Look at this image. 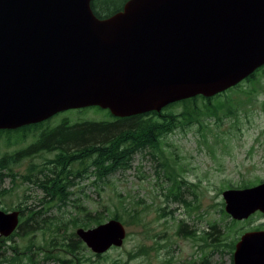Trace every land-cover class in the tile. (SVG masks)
Segmentation results:
<instances>
[{
    "label": "water",
    "instance_id": "1",
    "mask_svg": "<svg viewBox=\"0 0 264 264\" xmlns=\"http://www.w3.org/2000/svg\"><path fill=\"white\" fill-rule=\"evenodd\" d=\"M93 0H0V130L88 107L115 117L227 91L264 66V0H128L99 17ZM243 221L264 213V181L222 193ZM20 211L0 208V236ZM76 234L95 254L121 247L115 218ZM234 264H264V231L245 232Z\"/></svg>",
    "mask_w": 264,
    "mask_h": 264
},
{
    "label": "rangeland",
    "instance_id": "2",
    "mask_svg": "<svg viewBox=\"0 0 264 264\" xmlns=\"http://www.w3.org/2000/svg\"><path fill=\"white\" fill-rule=\"evenodd\" d=\"M126 1L93 0L92 4L102 6L105 9L103 12L108 14L121 9ZM253 87L247 82L242 84L244 90ZM255 88L251 95L243 91L233 95L235 104L240 102L237 116L224 117L221 121L215 116H207L203 118L205 127L202 130H199V124L194 123L164 138L162 150L169 168H158V160L147 150L133 157L130 168L116 172L105 182L94 184L95 176L77 180V184L71 187L74 203L86 206L95 216L101 212L105 222L111 219L117 206L120 207L127 237L121 247H113L101 256L86 246L78 254L81 262L73 256L69 257L73 264H205V261L209 264H234L231 242L236 244L243 233L264 225V214L256 213L230 230L228 224L232 218L221 211L225 209L224 190L241 188L239 186L244 182L257 185L264 181L262 73L257 76ZM234 90L231 88L226 94ZM181 109L178 106L173 110L179 112ZM66 117L73 122L112 119L107 109L94 106L81 113L77 109L61 113L53 117L51 123H58ZM17 137L18 134H13L12 141ZM31 141L32 137L26 144ZM20 147L21 144H9L4 136L0 139V157ZM51 155L42 153L25 159L14 167L15 173L24 174L31 162L41 163L45 156ZM168 170H173L171 178L187 182L182 183L181 190L183 198L191 202V207L166 197L171 185L167 179ZM11 178L5 177L1 185V190L6 192L0 196V208L12 211L19 205L34 207L36 211L42 209L50 219L60 216L67 221L71 214H76L73 204L63 206L59 201L40 203L44 195L42 190L20 177L14 182ZM182 221L185 225L180 233ZM215 224L217 227L213 229ZM77 228L70 224L68 229L64 227L60 231V235L76 232ZM21 235L14 236L0 247V264H15L10 259L16 253L9 247L14 244L18 245L19 251L28 244H34L33 251L41 253L37 255L40 264H62L58 258H66L64 252L50 244L54 233L40 230ZM58 238L60 240L62 236ZM38 246L40 248L36 251Z\"/></svg>",
    "mask_w": 264,
    "mask_h": 264
},
{
    "label": "trees",
    "instance_id": "3",
    "mask_svg": "<svg viewBox=\"0 0 264 264\" xmlns=\"http://www.w3.org/2000/svg\"><path fill=\"white\" fill-rule=\"evenodd\" d=\"M92 8L95 14L101 18L118 11L105 14L103 12L105 9L102 6L92 4ZM259 73L264 75V66L256 70L246 80L232 87L235 90L230 94H226L225 91L213 97L198 95L169 104L160 112L151 111L120 118L113 116L108 110L111 120H78L73 122L66 117L60 122L52 124L51 118L17 129L0 130V139L6 136L9 144L22 145L14 152L6 153L0 157V196L6 192V190H1L5 177H12L13 182L20 177L23 181L36 185L43 191L44 195L40 199V203L50 204L59 201L63 206L73 204L76 212L75 215L70 213L71 218L68 221L60 216L50 219L45 216L42 209L36 211L34 207L19 205L13 208V210L17 209L21 213L18 230L9 237L0 236V247L16 235H30L40 230L44 233L50 231L55 234V237L50 240L51 246L66 254V258L59 257V261L62 264H73V260L69 258L73 256L78 262H81L78 254L81 250L86 249L85 243L79 239L74 231L66 232L64 235H60V231L64 227L68 229L70 224L73 228H88L105 222V219L101 212L95 216L86 206L74 203L72 198L74 192L71 187L77 184V180H85L95 176L94 184L105 182L116 172L130 168L133 157L138 152L147 150L154 159L158 160V168H169V163L164 161L165 156L162 150L164 138L177 129H185L194 123L199 124V130H202L205 127L203 118L207 116H215L219 121L224 117L237 116L236 112L240 102L235 104L236 98L233 95L240 94L239 91L251 95L256 90L255 84ZM245 82L254 85V87L248 90L242 89V84ZM178 106L182 107L181 111L173 110ZM88 108L77 109V111L81 113ZM222 111L224 113L221 114ZM15 133L18 134V137L12 141V135ZM30 137H32V141L26 144ZM42 153L52 155L45 156L41 163L31 162L24 174L15 173L14 167L17 164ZM172 171L168 170V175L165 174L168 181L171 182L166 197L172 198L174 201H181L191 207V202L183 198L184 192L181 190L182 183L186 184L187 182L179 178H171L173 176ZM242 184L239 187L245 188L253 185L247 182ZM122 208L124 210L123 205ZM2 209L9 211L6 208ZM124 211L126 212V208ZM221 211L225 216H230L224 208ZM111 218L121 220L125 224V219L118 206ZM239 222L231 219L228 224L230 230H233ZM184 225L185 223L182 221L180 233L184 231ZM212 227L216 229L217 226L215 224ZM20 230H22L21 233ZM21 236L23 237V235ZM59 236H62L60 240ZM234 244L235 242L230 244L232 250H234ZM9 247L16 253L10 259L15 264H40L41 261L37 255L41 253L33 251L34 244H28L20 251L18 245H9ZM39 248L38 246L36 251ZM204 263L209 264L208 261Z\"/></svg>",
    "mask_w": 264,
    "mask_h": 264
},
{
    "label": "flooded vegetation",
    "instance_id": "4",
    "mask_svg": "<svg viewBox=\"0 0 264 264\" xmlns=\"http://www.w3.org/2000/svg\"><path fill=\"white\" fill-rule=\"evenodd\" d=\"M125 3H126V2H125ZM124 5H125V4H124ZM124 5H123V6H124ZM123 6H122L121 9H119L118 11L122 10V9H123ZM257 213H262V212H257ZM262 214H264V213H262ZM257 230H262V231H264V225H262V226H260V227H258V228H255L254 231H257ZM249 231H252V230H249ZM243 234H244V233H243ZM243 234H242V235H243ZM242 235H241V236H242ZM241 236H240L239 240L241 239ZM239 240H238V241H239ZM238 241H237V242H238ZM237 242H236V243H237ZM235 246H236V244H235ZM234 251H235V249H234ZM233 256H234V253H233ZM233 262H234V258H233Z\"/></svg>",
    "mask_w": 264,
    "mask_h": 264
}]
</instances>
